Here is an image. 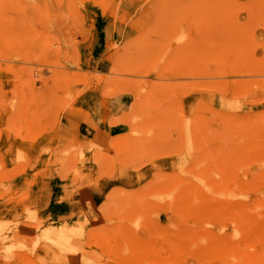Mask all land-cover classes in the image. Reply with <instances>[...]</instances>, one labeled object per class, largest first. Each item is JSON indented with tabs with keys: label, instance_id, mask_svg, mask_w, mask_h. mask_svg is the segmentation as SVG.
I'll return each mask as SVG.
<instances>
[{
	"label": "rangeland",
	"instance_id": "obj_1",
	"mask_svg": "<svg viewBox=\"0 0 264 264\" xmlns=\"http://www.w3.org/2000/svg\"><path fill=\"white\" fill-rule=\"evenodd\" d=\"M0 264H264V0H0Z\"/></svg>",
	"mask_w": 264,
	"mask_h": 264
}]
</instances>
